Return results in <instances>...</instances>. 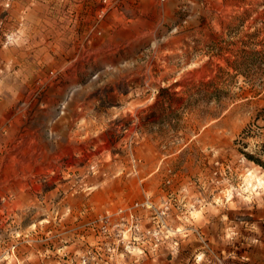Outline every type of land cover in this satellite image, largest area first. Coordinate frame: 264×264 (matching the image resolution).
I'll list each match as a JSON object with an SVG mask.
<instances>
[{
  "label": "rangeland",
  "instance_id": "obj_1",
  "mask_svg": "<svg viewBox=\"0 0 264 264\" xmlns=\"http://www.w3.org/2000/svg\"><path fill=\"white\" fill-rule=\"evenodd\" d=\"M0 264H264V0H0Z\"/></svg>",
  "mask_w": 264,
  "mask_h": 264
}]
</instances>
